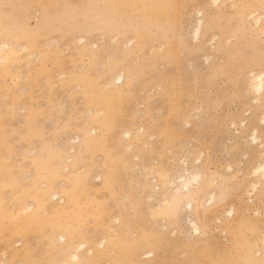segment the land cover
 Instances as JSON below:
<instances>
[{
	"label": "rangeland",
	"instance_id": "374dc122",
	"mask_svg": "<svg viewBox=\"0 0 264 264\" xmlns=\"http://www.w3.org/2000/svg\"><path fill=\"white\" fill-rule=\"evenodd\" d=\"M253 72L264 0H0V264H264Z\"/></svg>",
	"mask_w": 264,
	"mask_h": 264
},
{
	"label": "bare ground",
	"instance_id": "6f19581e",
	"mask_svg": "<svg viewBox=\"0 0 264 264\" xmlns=\"http://www.w3.org/2000/svg\"><path fill=\"white\" fill-rule=\"evenodd\" d=\"M215 1H219V0H215ZM233 1V0H232ZM213 3V2H212ZM218 4V3H217ZM232 5V4H231ZM251 14V13H250ZM252 15V14H251ZM258 17V16H257ZM259 18H260V16H259ZM259 18H257L256 20H257V22L259 21ZM202 20V19H201ZM261 21V20H260ZM198 26V25H197ZM199 30V29H198ZM196 31V35L198 34V32L199 31ZM194 33V32H193ZM251 88H252V92L254 91L255 92V94L259 97L257 100H259V99H261V96H263L264 95V73H260V74H255V72H253L252 74H251ZM254 137H253V139L254 140H256L257 138H256V132H254ZM260 170H262V171H264V164H260L259 166H257V171L258 172H260ZM264 173V172H263ZM255 174H257V172L255 173ZM192 177H194V176H192ZM198 178H196V180H197ZM191 180V179H190ZM188 181V180H187ZM191 182V181H190ZM184 184V183H183ZM187 184V183H186ZM185 184V185H186ZM193 228H194V225L192 226ZM197 227V226H196ZM195 227V228H196ZM76 250V249H75ZM76 253V252H75ZM81 253V252H80ZM79 254V253H78ZM78 254H75L74 256H73V260L74 261H76V260H78ZM72 261V260H71ZM68 262V261H67ZM67 262H65V264H67Z\"/></svg>",
	"mask_w": 264,
	"mask_h": 264
}]
</instances>
